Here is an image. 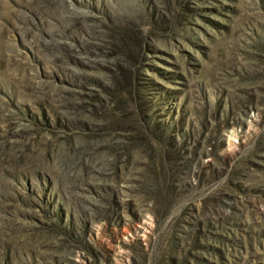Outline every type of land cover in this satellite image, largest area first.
<instances>
[{
    "label": "rangeland",
    "instance_id": "1",
    "mask_svg": "<svg viewBox=\"0 0 264 264\" xmlns=\"http://www.w3.org/2000/svg\"><path fill=\"white\" fill-rule=\"evenodd\" d=\"M0 264H264V0H0Z\"/></svg>",
    "mask_w": 264,
    "mask_h": 264
}]
</instances>
